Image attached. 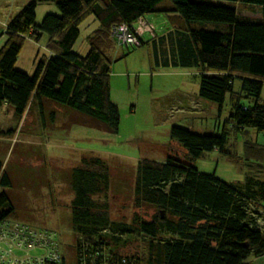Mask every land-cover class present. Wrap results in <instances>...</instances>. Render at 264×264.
<instances>
[{
  "label": "trees",
  "instance_id": "16d2710c",
  "mask_svg": "<svg viewBox=\"0 0 264 264\" xmlns=\"http://www.w3.org/2000/svg\"><path fill=\"white\" fill-rule=\"evenodd\" d=\"M38 1L44 0H29L9 17L0 49V105L11 106L17 121L34 104L43 108L49 100L67 110L71 123L116 133L120 116L110 98L111 61L104 53L117 45L111 28L163 11L175 28L176 64L197 67L199 96L220 107L230 93L231 129L251 126L264 132V0H235L259 4L260 17L205 0H169L165 7V0H52L60 13H46L36 24ZM90 14L99 27L88 36L86 54L80 55L72 47L79 23ZM42 33L49 37V54L37 62L32 75L16 69L25 38L37 41ZM142 35L139 46L146 42ZM235 78L241 81L239 92L232 88ZM241 97L249 103L241 104ZM8 131L0 130V136ZM227 134L225 129L201 133L172 125L170 139L182 155L170 151L163 161H138L133 202L153 207L149 219L137 213L128 222L113 219L106 199L109 165L97 154L82 155L68 173L74 264H244L248 256L264 254V180L245 175L241 181H223L193 163L207 150L227 153ZM0 185V223H21L6 189L12 180L1 161ZM26 255L39 254L30 249L18 256ZM59 255L56 261L39 263L31 258L32 264H66L64 253ZM0 264L21 263L11 256L0 258Z\"/></svg>",
  "mask_w": 264,
  "mask_h": 264
},
{
  "label": "rangeland",
  "instance_id": "374dc122",
  "mask_svg": "<svg viewBox=\"0 0 264 264\" xmlns=\"http://www.w3.org/2000/svg\"><path fill=\"white\" fill-rule=\"evenodd\" d=\"M27 1L0 0V46L9 17ZM205 1L233 6L243 16H261L259 4ZM161 5H169V0ZM46 13H60L54 1L37 2L35 23H40ZM145 17L154 24L155 42L150 41L152 34L147 33L143 37L146 42L141 46L114 44L104 49L111 61L110 98L120 116L116 133L71 123L67 110L49 100L43 101V108L34 104L19 122L13 116V109L7 111V105L0 108V130L10 129V134L5 132L0 137V161L12 180V186L6 189L16 206V221L29 232L33 229L54 232L66 264H74L71 247L75 242L68 173L82 155L97 154L109 165L111 182L106 199L109 214L117 221L128 222L133 213L149 219L153 213L152 206L137 207L133 202L135 171L140 159L163 161L170 151L179 157L182 155V150L170 139L172 125L201 133L228 130L224 147L227 153L217 149L204 151L193 162L200 171L214 173L228 182L241 181L245 175L264 180V170L258 166H264V132L251 126L231 129L230 93L220 107L200 97L197 67L176 64L174 24L163 11ZM206 25L213 28L214 24ZM98 27L94 15H86L79 23L72 50L85 55L89 48L88 36ZM48 38L46 33L37 41L25 38L14 67L32 75L37 62L49 54L45 47ZM240 87V79L235 78L233 91L239 92ZM260 98L264 100V83ZM239 102L249 103L245 97ZM261 203L264 205V199ZM25 251L0 241V254L5 259L11 255L19 258ZM31 252L41 254L43 248L35 247Z\"/></svg>",
  "mask_w": 264,
  "mask_h": 264
},
{
  "label": "built area",
  "instance_id": "2783aa9c",
  "mask_svg": "<svg viewBox=\"0 0 264 264\" xmlns=\"http://www.w3.org/2000/svg\"><path fill=\"white\" fill-rule=\"evenodd\" d=\"M135 23V26L124 22L112 26L111 34L118 45H132L137 47L140 45V38L143 33H154L155 27L152 22L146 21L144 18H139ZM13 225L15 228H12ZM0 241L27 251L35 247L44 249L42 254L36 255L35 257L26 255L17 258V256L15 257L13 255V261H20L21 264H32L33 260L31 258H36L38 263L45 259L56 261L60 256L59 244L54 232L41 229H33L29 232L23 226L21 227V223L19 222L10 223L5 221L0 223ZM0 258H4L2 254H0Z\"/></svg>",
  "mask_w": 264,
  "mask_h": 264
},
{
  "label": "crops",
  "instance_id": "0c3cea01",
  "mask_svg": "<svg viewBox=\"0 0 264 264\" xmlns=\"http://www.w3.org/2000/svg\"><path fill=\"white\" fill-rule=\"evenodd\" d=\"M168 16V15H167ZM149 17H147V19H148ZM146 19V17H144V20H146V21H149V20H147ZM149 22H151V21H149ZM133 25L135 26L136 25V23L134 22L133 23ZM145 34V33H144ZM144 34L142 35V38L144 37ZM156 34H153L151 37H155L156 38ZM5 40H6V35L4 36V38H2V42H1V46H0V49L2 48V46H3V44L5 43ZM5 105H7V103H3V104H1L0 105V108H2V107H4ZM7 107V111H12V107L11 106H9V105H7L6 106ZM13 116H14V114H13ZM14 118L16 119V117L14 116ZM21 121H23V117H22V119H21ZM20 121V122H21ZM17 122H19V121H17ZM3 136V135H2ZM1 137V136H0ZM260 204H261V206L264 208V205L260 202ZM244 264H264V254H261V255H257V256H254V255H250V256H248L245 260H244V262H243Z\"/></svg>",
  "mask_w": 264,
  "mask_h": 264
}]
</instances>
